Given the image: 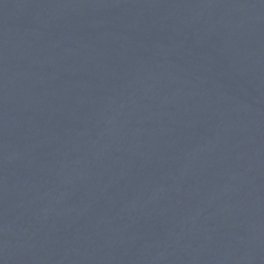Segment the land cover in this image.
I'll use <instances>...</instances> for the list:
<instances>
[{
    "label": "water",
    "instance_id": "obj_1",
    "mask_svg": "<svg viewBox=\"0 0 264 264\" xmlns=\"http://www.w3.org/2000/svg\"><path fill=\"white\" fill-rule=\"evenodd\" d=\"M0 264H264V0H0Z\"/></svg>",
    "mask_w": 264,
    "mask_h": 264
}]
</instances>
